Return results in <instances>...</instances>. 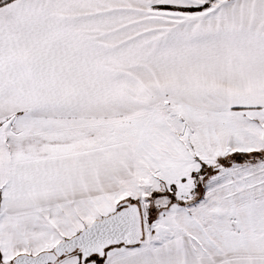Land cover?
I'll return each mask as SVG.
<instances>
[{
    "label": "crops",
    "instance_id": "obj_1",
    "mask_svg": "<svg viewBox=\"0 0 264 264\" xmlns=\"http://www.w3.org/2000/svg\"><path fill=\"white\" fill-rule=\"evenodd\" d=\"M178 1L0 0V222L30 213L49 215L51 208L67 203L115 206L156 190L155 183L170 184L174 196L183 199L185 189H194L193 174L201 162L217 176L201 179L202 197L176 202L177 210L198 207L224 189L236 199L264 198L254 183L259 172L232 176L235 182L225 176L228 186L223 184L228 170L223 160L233 151L222 150L219 138L213 148L192 145L193 155L198 147L210 158L197 153L199 160L194 158L188 169L178 164L176 152L168 158L156 154L163 149L160 137L169 131L162 115L144 121L136 140L26 157H19L18 144L10 142L12 124L22 125L13 121L21 118L30 120L25 126L125 119L168 103L204 114L243 115L247 130L259 133L252 127L264 117V0H219L215 11L198 15L162 8ZM252 159L235 158L230 166L261 163ZM248 204L242 208L241 203L235 228L228 223L237 215L227 208L207 223L203 217V223L179 228L166 227L160 216L150 237L110 247L104 262L264 264V202ZM215 228L223 235H213ZM58 264H80V256Z\"/></svg>",
    "mask_w": 264,
    "mask_h": 264
},
{
    "label": "rangeland",
    "instance_id": "obj_2",
    "mask_svg": "<svg viewBox=\"0 0 264 264\" xmlns=\"http://www.w3.org/2000/svg\"><path fill=\"white\" fill-rule=\"evenodd\" d=\"M219 0H180L173 4H163L162 8H171L176 14L182 15H198L200 13H212L217 9L216 5ZM188 8H192L191 10ZM195 8V9H193ZM190 10V11H189ZM153 108L128 117V118H110V119H78V120H61V121H37L32 126H25L27 119L14 120L13 122H21L22 125L19 129H16V123L12 124V133L9 135L10 142L18 144V156L26 157L30 154H52L58 152H68L73 150H79L87 147H93L103 143L109 142H121L124 139L136 140L141 124L149 119V117L162 115L164 125L168 127V133H172L173 137L164 133L159 144L163 149L156 150V154L164 156V158L170 157L172 152H176L179 155L178 164L186 165V169L192 167L195 162L192 161L198 159L197 153L203 158L209 159L210 155L202 153L200 149H196L195 155L191 150L192 145L207 144L208 147L214 146L217 139L221 142V149L225 147L230 152H247L250 147H256V149L263 151L264 149V117L257 119L258 124H254L252 128L257 131H250L242 124L245 116L243 115H219V114H204L199 110L188 109L184 106L174 103L160 105L159 108L152 110ZM142 114L144 116L142 117ZM142 118H140V117ZM229 116V117H228ZM243 116V117H240ZM233 117V118H232ZM160 118V119H161ZM230 118V119H229ZM30 121V120H29ZM28 121V122H29ZM165 121L167 122L165 124ZM6 125L8 122L5 123ZM163 125V126H164ZM164 127H162L163 129ZM219 128H221L219 130ZM16 129V130H15ZM16 131V135L14 134ZM164 131V129H163ZM166 131V130H165ZM167 132V131H166ZM219 135L221 137H219ZM7 136V135H5ZM174 138H178V142H172ZM221 140V141H220ZM9 141V140H8ZM190 145V146H189ZM146 147L144 146V149ZM232 151H231V150ZM260 151V152H261ZM232 152V153H233ZM139 153V159L141 154ZM262 155L257 158H253V161H261V163H253V165L231 167L230 165L236 157L228 159L225 157L223 161H227V173L223 175L222 182H224L225 176L227 180L234 181L233 177H250V175L256 174V185L261 186L257 191L260 196H264V151ZM172 156V155H171ZM195 156V157H194ZM215 157V156H214ZM211 156V158H214ZM237 159V158H236ZM199 160V159H198ZM187 161H190L187 163ZM219 160H217L218 162ZM201 162V161H200ZM262 165V166H261ZM217 166V165H215ZM213 168H208L206 165L199 163V168L194 172L195 183L194 189L191 193H188V189H185L186 195H182L183 199H178L174 196L177 192L170 184L155 183L156 187L152 192H140L138 196L128 199L129 201L137 202L143 212V239H147L152 235V230L155 228L159 221V217L162 216L163 223L166 227L177 225L186 227L191 223H203V217L208 222L211 217H216L219 210L224 209L234 210L237 216L232 217V222L228 223V226H239L238 218L240 205L242 208H246V201L259 204L264 202V198L257 200L236 199L231 197L232 193L229 191H217L212 194L206 203L199 205L198 207L192 205L187 208L182 206L181 209H176V202L181 203H194L198 201L203 194L204 184L201 186L199 183L201 179L216 177V171ZM208 176V177H206ZM193 177V176H192ZM193 177V178H194ZM254 183H248L247 185H253ZM228 186V183H223ZM176 185V184H175ZM246 185V184H245ZM256 191V190H255ZM181 196V197H182ZM153 199H151V198ZM186 197V198H184ZM151 199V200H150ZM123 200H120V202ZM150 201V203H149ZM119 204V203H118ZM118 204L115 206L107 207L105 203L98 201V205L92 201H86L80 205L75 203H67L60 207H53L49 211V215L46 214H27L25 216H17L7 220L4 223L3 219L0 222V261L8 263L12 258L21 252L29 254H36L39 251L52 249L57 241L67 238L77 232H79L85 225L89 224L93 219L100 218L107 215L117 209ZM108 205V204H107ZM251 206V204H250ZM251 209H248L250 214ZM103 212H106L105 214ZM205 213V214H204ZM216 213V214H215ZM150 214V217H149ZM205 215V216H204ZM246 215V214H245ZM205 224V223H204ZM212 226L215 224H211ZM217 225L213 226L216 227ZM227 226V225H226ZM3 227L7 230H3ZM209 228V227H208ZM244 228H242L243 230ZM213 230V235L220 234L218 228ZM242 233V232H241ZM219 236H216L214 241ZM237 238V236H234ZM107 248L106 251H109ZM65 259V258H64ZM63 260V259H62ZM60 260V261H62ZM60 261L54 264H58ZM85 264H105L104 260L96 261L94 257L87 259Z\"/></svg>",
    "mask_w": 264,
    "mask_h": 264
},
{
    "label": "water",
    "instance_id": "obj_3",
    "mask_svg": "<svg viewBox=\"0 0 264 264\" xmlns=\"http://www.w3.org/2000/svg\"><path fill=\"white\" fill-rule=\"evenodd\" d=\"M143 237V220L137 202L123 200L117 209L100 218L93 219L79 232L56 242L52 249L36 254L21 252L8 263L0 264H54L73 255L80 256V264L87 259L105 256L111 246L139 244Z\"/></svg>",
    "mask_w": 264,
    "mask_h": 264
},
{
    "label": "trees",
    "instance_id": "obj_4",
    "mask_svg": "<svg viewBox=\"0 0 264 264\" xmlns=\"http://www.w3.org/2000/svg\"><path fill=\"white\" fill-rule=\"evenodd\" d=\"M188 9H192V8H188ZM193 9H195V8H193ZM189 10V11H190ZM259 155L261 156L262 155V153L261 152H259V151H253V152H238V151H236V152H233L232 154H231V157H236L237 159H252V158H257V157H259ZM151 198V197H150ZM152 199V198H151ZM150 199V200H151ZM153 200V199H152ZM149 203H150V201H149ZM141 208V207H140ZM141 213H142V220H143V212H142V209H141ZM149 217H150V214H149ZM112 247V246H111ZM110 248V247H109ZM94 257V259L96 260V261H102V260H104V257H102V258H100V257H98V256H93Z\"/></svg>",
    "mask_w": 264,
    "mask_h": 264
}]
</instances>
